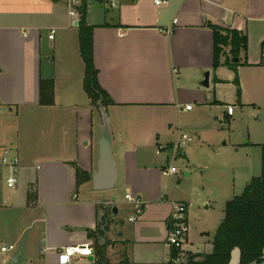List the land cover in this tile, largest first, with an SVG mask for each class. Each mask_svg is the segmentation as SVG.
Masks as SVG:
<instances>
[{"label":"crops","instance_id":"crops-1","mask_svg":"<svg viewBox=\"0 0 264 264\" xmlns=\"http://www.w3.org/2000/svg\"><path fill=\"white\" fill-rule=\"evenodd\" d=\"M81 1L0 0V151L9 149L19 160L14 189L5 186L9 191L1 198L0 187V213L20 211L30 217L29 228L39 226L26 242L21 233L15 238L10 245L18 248L9 261L21 251L18 264H56L62 248L93 250L95 238L89 234L99 229L100 243H108L110 252H125L130 264H164L172 251L166 245L172 205H185L186 219L189 214V202L170 191L168 178L174 174H164L171 153L156 154L158 146L181 135L172 131L169 114L191 113L184 108L193 102L198 109L224 105V117L234 116L226 114L230 104L216 99V90L232 84L235 74L223 65L213 70L210 25L246 37V52L236 58L248 64L237 68L241 103L264 105V66L259 65L264 0H162L166 4L160 6L155 0H118L113 7L86 0L98 83L112 102L103 111L90 105L83 90L76 11ZM227 57L229 49L222 61ZM206 72L207 88L202 86ZM41 80L53 82L51 106L39 103ZM155 110L166 119L144 131V116ZM105 119L116 178L111 190L98 191L92 175ZM179 156L189 162L182 150ZM77 169L90 175L79 186ZM9 174L0 169L1 181ZM127 194L143 208L134 223L128 221L133 205ZM38 237L41 246L32 253L30 240ZM187 246L188 238L185 252L205 255L212 248L211 242L206 252ZM77 259L83 258L71 264ZM238 261L235 250L230 264Z\"/></svg>","mask_w":264,"mask_h":264},{"label":"rangeland","instance_id":"rangeland-1","mask_svg":"<svg viewBox=\"0 0 264 264\" xmlns=\"http://www.w3.org/2000/svg\"><path fill=\"white\" fill-rule=\"evenodd\" d=\"M216 99L233 107L232 118L224 117L222 111L225 108H221L224 105L198 109L191 102V113L179 109L171 112L168 119L172 131L179 129L181 134H186L193 140L182 150L187 153L189 162L182 156L173 158L168 153V166L177 171L168 178L170 191L189 202L187 247L191 251H208L223 218L226 202L240 195L249 180L258 177L261 171L259 145L264 143V105L260 108L243 105L241 87L238 98L236 87L231 83L216 90ZM165 119L162 111H149L144 116V131L157 128ZM10 154L14 155L12 151ZM186 173L189 174L188 177L185 176ZM4 180L3 176L2 181L0 179V187L3 186L1 198L9 191ZM177 186L179 187L176 188ZM26 215L20 211L0 213V248L13 244L20 233L25 235L26 242L30 234L39 227L36 225L29 228L30 217ZM39 246V237L34 238V241L30 240L29 249L32 253ZM17 248L15 245V251L6 254L0 251V264L3 261L9 264V257ZM106 256L111 264H119L121 261L120 252H110L108 247ZM23 258L24 256L21 260ZM73 264L88 263L84 259H77Z\"/></svg>","mask_w":264,"mask_h":264},{"label":"trees","instance_id":"trees-1","mask_svg":"<svg viewBox=\"0 0 264 264\" xmlns=\"http://www.w3.org/2000/svg\"><path fill=\"white\" fill-rule=\"evenodd\" d=\"M79 16V52L84 64L83 90L94 108L106 107L112 104L106 92L100 87L97 79L98 72L93 63L92 56V30L86 21L87 2L82 0L76 8ZM213 32L215 71L221 65L227 66L234 73L232 84L236 87L237 97L240 96V86L237 78L238 66H247L246 59L242 63L233 62L240 52H246V37L234 30L210 25ZM229 49L231 58L225 57V50ZM260 66H264V42L261 44ZM41 106L53 105V82L40 81ZM261 148L260 175L246 185L243 192L234 196L225 204L223 219L221 220L213 241L211 252L205 255L186 253L185 264H230L232 252L239 253L238 264H262L264 258V143ZM77 185H82L90 180V175L79 169L76 170ZM34 201V193H28L27 202ZM169 221L167 228H169ZM103 232L97 229V234L90 233L89 237L95 238L93 247V260L89 264H111L106 256L108 243L101 244L98 237ZM98 236V237H97ZM176 254L174 250L171 255ZM119 264H130L125 252L120 253Z\"/></svg>","mask_w":264,"mask_h":264},{"label":"built area","instance_id":"built-area-1","mask_svg":"<svg viewBox=\"0 0 264 264\" xmlns=\"http://www.w3.org/2000/svg\"><path fill=\"white\" fill-rule=\"evenodd\" d=\"M107 1L106 5L113 7L115 2L118 0H105ZM154 4L156 6L166 4V1L162 0H155ZM49 39H53V36L50 35ZM185 110H190V106H186ZM234 113L232 106L226 107V114L228 116H232ZM193 140L190 136L186 134H181L178 136L175 143L171 145H161L157 147L156 154H160L162 152H169L173 155V158L177 156V154L187 147ZM19 166V160L15 155L10 154L9 149H2L0 151V169H8L10 174L5 177V186L8 189H14L17 179L16 173ZM177 171L175 168L170 167L167 171L164 172L165 175L168 174H175ZM125 199L129 201L133 205V214L128 219L129 222L134 223L143 212L142 204L138 198L132 197L131 195H125ZM187 207L183 204H173L172 211L170 214L169 219V228L167 231L166 237V245L176 252V254L171 255L169 258L164 262V264H185L186 263V253L184 250V245L188 235V224L186 219ZM1 253H10L15 251V247L13 245L2 246L0 248ZM56 254L59 257V261L56 264H71L72 261L76 258H83L86 259L87 257H93V250L88 245L84 246H75V247H65L58 251ZM9 264L10 261L8 260ZM6 261H3L5 264Z\"/></svg>","mask_w":264,"mask_h":264},{"label":"water","instance_id":"water-1","mask_svg":"<svg viewBox=\"0 0 264 264\" xmlns=\"http://www.w3.org/2000/svg\"><path fill=\"white\" fill-rule=\"evenodd\" d=\"M77 26V23L75 24ZM237 59H233V62H236ZM209 73L204 74V80L202 86L208 87ZM103 111V107L99 106ZM116 178V173L112 161L111 155V139H110V129L106 119L103 123L102 134L98 143V160H97V171L92 175V182L94 189L98 191H107L111 190L114 186ZM113 212L116 213V210L113 209ZM21 251H19L13 258L10 260L11 264H18V257L20 256ZM86 260L91 262L93 257H87Z\"/></svg>","mask_w":264,"mask_h":264}]
</instances>
